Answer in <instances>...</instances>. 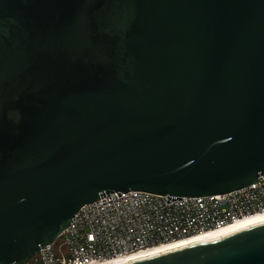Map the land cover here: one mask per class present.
I'll return each instance as SVG.
<instances>
[{
    "label": "water",
    "instance_id": "1",
    "mask_svg": "<svg viewBox=\"0 0 264 264\" xmlns=\"http://www.w3.org/2000/svg\"><path fill=\"white\" fill-rule=\"evenodd\" d=\"M264 175V0H0V264L113 191ZM118 264H264V222Z\"/></svg>",
    "mask_w": 264,
    "mask_h": 264
},
{
    "label": "built area",
    "instance_id": "2",
    "mask_svg": "<svg viewBox=\"0 0 264 264\" xmlns=\"http://www.w3.org/2000/svg\"><path fill=\"white\" fill-rule=\"evenodd\" d=\"M264 212V175L231 192L177 197L113 191L80 207L27 264H118L151 248L220 230Z\"/></svg>",
    "mask_w": 264,
    "mask_h": 264
},
{
    "label": "bare ground",
    "instance_id": "3",
    "mask_svg": "<svg viewBox=\"0 0 264 264\" xmlns=\"http://www.w3.org/2000/svg\"><path fill=\"white\" fill-rule=\"evenodd\" d=\"M261 222H264V212L256 213L252 216L238 220L235 223L228 225V226H226L220 230L210 231L208 233H202V234L193 236V237L188 238V239H184L181 241L173 242V243L162 245V246H157V247L151 248L149 250L139 252V253L133 255L132 257H130L129 259L131 261V260H134L136 258L151 256V255L158 254V253H161V252L166 251V250L179 248V247H182V246H185L188 244L204 241V240L214 238V237H217L220 235H224V234H227V233H230L233 231H237V230H240V229L261 223Z\"/></svg>",
    "mask_w": 264,
    "mask_h": 264
}]
</instances>
